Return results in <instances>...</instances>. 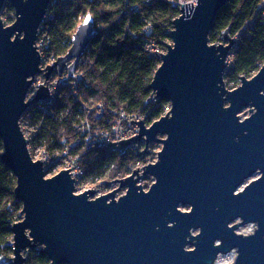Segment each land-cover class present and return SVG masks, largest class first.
<instances>
[{
  "label": "water",
  "instance_id": "1",
  "mask_svg": "<svg viewBox=\"0 0 264 264\" xmlns=\"http://www.w3.org/2000/svg\"><path fill=\"white\" fill-rule=\"evenodd\" d=\"M51 1L0 0L1 161L16 177L23 215L12 226L8 264H26L25 254L35 250L51 264H216L232 251L233 264H264V65L227 88L236 39L226 30L215 44L210 33L229 0L181 4L150 84L171 110L149 127L145 119L130 122L138 134L108 144L123 154L143 142L145 158L159 143L157 161L107 182L117 189L97 198L92 189L76 194L73 166L47 178L21 125L30 107L52 102L55 72L66 74L62 84L75 78L97 33L88 13L68 52L42 68L37 39ZM6 3L15 12L9 26L2 20ZM38 75L45 81L27 100ZM245 108L250 116L241 119ZM146 176L155 180L148 190L141 185ZM248 224L257 226L253 233H237Z\"/></svg>",
  "mask_w": 264,
  "mask_h": 264
},
{
  "label": "trees",
  "instance_id": "2",
  "mask_svg": "<svg viewBox=\"0 0 264 264\" xmlns=\"http://www.w3.org/2000/svg\"><path fill=\"white\" fill-rule=\"evenodd\" d=\"M263 3L264 0H229L210 33L211 43L222 42L226 30L232 37H238L224 73L230 90L239 85L242 77H253L264 65ZM4 8L13 9L9 3ZM88 13L95 19L97 33L78 64L77 72L82 73L80 82L75 86L72 81L59 84L57 99L42 108L30 107L21 125L25 120L33 128L31 153L36 147H44L60 163L69 157L76 158L86 182L101 181V186H105L127 177L147 159L135 148L122 154L108 145L98 146L93 138L112 131L122 111L144 115L147 125L163 116L166 102L150 100V84L158 61L145 52L143 38L165 49L172 22L180 12L169 0H52L38 35L45 41L42 52L45 60L57 59L68 52L73 34ZM147 29L152 32L147 34ZM99 106L104 108V114L86 113V108L97 110ZM86 119L90 131L83 135L79 127ZM2 154L0 139V259H9L13 255L12 226L22 219V204L15 195L16 177L2 163ZM25 256L26 264H51L37 250Z\"/></svg>",
  "mask_w": 264,
  "mask_h": 264
},
{
  "label": "built area",
  "instance_id": "3",
  "mask_svg": "<svg viewBox=\"0 0 264 264\" xmlns=\"http://www.w3.org/2000/svg\"><path fill=\"white\" fill-rule=\"evenodd\" d=\"M169 2L172 6H174L178 10H180V8L182 7L181 4L192 3L193 7H195V6H197L198 0H169ZM261 10H262V14L264 16V3L262 4ZM151 32H152V30H150V29L146 30L147 34H149ZM143 40H144L143 48H144L145 52L148 53L150 57L155 58L158 61L157 66H156V69H157L161 64V54L162 55L165 54L166 51H165V49H162L159 45H157L154 41H151L147 37H144ZM44 46H45L44 39H42L41 37H38L37 48L40 51L41 55H42ZM42 58H43V56H42ZM55 60L56 59H54L53 61H49V60H45L43 58V61L46 64L44 66L42 65V68H44V67L46 68L49 63H53ZM81 78H82V73H78L76 71L75 78H74L75 81H73L72 85L73 86L77 85V83L80 82ZM61 82H62V79L59 83H61ZM50 90L52 93V97H53L52 102H53L58 97L59 88H50ZM34 94H35V92L27 100H31L34 97ZM152 99H153V102H158V100H159L155 93L151 94L150 100H152ZM42 105H44V104H38V106L40 108H42ZM170 110H171L170 103H168V102L165 103L163 105V111H164L163 115L167 114ZM104 112H105V110L102 106H99V109H97V110H95L94 107L86 108L87 114L95 113V115H102V114H104ZM119 116H120V120H119L118 125H115L112 128V131H110L106 134L102 133L100 136L98 135L96 138H93L94 143H96L99 146V145H108L110 142L115 143V142H120L121 140L130 139L133 136L137 135L138 132L136 130L137 129L139 130V127H137V125L135 123H130V122H132V121L139 122L140 119L141 120L145 119L144 118L145 116L142 114H138V113L129 114V113H125L123 111L119 113ZM150 125L151 124L147 125V127H149ZM79 128H80V131L83 135L89 134L90 128H89L88 120L87 119L84 120ZM23 131L25 132L26 137L30 141L32 139V136H33V131L30 132V131H27L25 129H23ZM156 144L157 143H152L151 144L152 147H149L151 154H153V151L157 150V148L155 147ZM143 149L144 148H142L141 150H143ZM32 153L36 154L35 159H41L42 161H44V164H45L47 171L52 166L59 164L58 159H56V157L53 154H51L50 151L44 150L42 147H39L37 150L32 149ZM158 153H157V155H158ZM60 164H63V168L65 170L71 169L72 166L74 167L73 169H71V172L72 173L74 172L73 178L75 179L76 194H80L84 191L92 189V190L96 191L95 192L96 195L94 196V198H97V197H100L102 195L110 193L116 187V186L115 187L114 186L107 187L106 184H105V186H101V181H99V188L94 186V185L93 186L88 185V183L85 181V172L81 168L79 161L76 158H72V157L66 158L65 163H60ZM143 166L144 165H138L137 168H142ZM124 194H125V192L122 191L121 196ZM116 198H117V196H116Z\"/></svg>",
  "mask_w": 264,
  "mask_h": 264
},
{
  "label": "rangeland",
  "instance_id": "4",
  "mask_svg": "<svg viewBox=\"0 0 264 264\" xmlns=\"http://www.w3.org/2000/svg\"><path fill=\"white\" fill-rule=\"evenodd\" d=\"M181 9V8H180ZM179 12H180V10H179ZM180 15V14H179ZM11 18H12V20H11ZM84 19V18H83ZM2 20H3V22H4V24H5V26H9V25H11L14 21H15V12H14V9H12V11H6V9L5 8H3V11H2ZM233 38H235L236 39V45L232 48V51H231V53H230V55H229V58H228V65L230 64V62H231V60H232V57H233V53H234V50H235V48H236V46H237V42H238V37H233ZM166 43H172V41L169 39ZM219 43H221V42H218V43H215V44H219ZM211 44V43H210ZM165 51H166V48H165ZM49 61H53L52 59H50ZM55 62V61H54ZM53 62V63H54ZM53 63H49L48 65H51V64H53ZM80 63V62H79ZM46 63L43 61L42 62V65L44 66ZM79 66V65H78ZM228 67V66H227ZM45 68V67H44ZM77 69H78V67H77ZM157 70V69H156ZM77 71V70H76ZM66 77V74H64V75H59L57 72H55V74L50 78V80H49V82H48V85H49V87L50 88H57V86H59V82L61 81V79H62V81L64 80V78ZM45 81V79H44V76L43 75H38L37 77H36V80H35V83H34V85H33V87L31 88V90H30V92H29V94H28V97H27V99H29L30 97H31V95H33V93L36 91V89H37V87H38V85L39 84H41V83H43ZM72 81V83H73V80H71ZM71 81H69V82H71ZM241 82H239V84H240ZM35 88V89H34ZM229 89V88H228ZM153 93V92H152ZM151 102H153V100H151ZM159 102H162V101H159ZM165 102V101H164ZM167 103V102H166ZM249 110H250V108H245L239 115H240V118L241 119H245V118H247V117H249L250 116V113H249ZM164 112V111H163ZM165 115V114H164ZM163 115V116H164ZM23 126H22V128L23 129H25V130H27V131H30V132H32V127L29 125V123H27L25 120H24V122H23ZM147 125V124H146ZM160 138H162V137H160ZM143 147L144 146V143L143 142H141L140 143V145H139V147ZM139 147L138 148H135V149H138L139 150V152H141L142 150L141 149H139ZM145 147V146H144ZM150 147H152V145H150ZM155 147L157 148V150H155V151H153V154H151V153H149V155L148 156H145V158L144 159H147V162L145 163V164H141V165H147V164H150V163H154V162H156L157 161V153L161 150V148H162V145L161 144H159V143H157L156 145H155ZM39 147H36V148H34V150H37ZM44 150H47V149H45L44 147H42ZM130 148H134V147H130ZM129 148V149H130ZM29 149H30V152H31V148H30V146H29ZM32 154V156L34 157V160H41V159H35V157H36V154L35 153H31ZM59 164H60V162H59ZM56 164V165H54V166H52L48 171H47V178H51V177H53V176H55V175H57L60 171H62V170H65L64 168H63V164ZM44 169H46V167H45V164H44ZM47 170V169H46ZM259 177V174H255L252 178H250L249 180H247L245 183H249L250 181H252V180H254V179H256V178H258ZM155 180L152 178V177H149V176H146L145 177V179L143 180V181H141V185L143 186V188H144V190H148L149 189V187L153 184V182H154ZM87 183H88V185H91V186H96V187H98L99 188V182H97V183H92L91 181L89 182V181H87ZM117 187L118 186H116L114 189H117ZM112 192V191H111ZM124 192V191H123ZM121 194H122V191H120L118 194H117V198L118 197H120L121 196ZM95 195H96V193H95ZM182 210H184V211H187V210H189V207H185V208H182ZM21 215V217L23 218V215L22 214H20ZM22 220V219H21ZM20 221V220H19ZM239 222H241L240 220H237V221H235L234 223H239ZM256 225L255 224H248V225H244V226H241L238 230H237V233H239V234H243V235H248V234H251V233H253L254 232V230L256 229ZM194 233H197V232H194ZM189 249L191 248V247H188ZM236 257H237V253H236V251H232L231 253H229V254H226V255H221L219 258H218V260H219V263L220 264H233L234 262H235V259H236ZM218 260H217V262H218ZM7 261H8V259H6V258H1L0 259V263L1 264H7ZM216 262V263H217Z\"/></svg>",
  "mask_w": 264,
  "mask_h": 264
},
{
  "label": "bare ground",
  "instance_id": "5",
  "mask_svg": "<svg viewBox=\"0 0 264 264\" xmlns=\"http://www.w3.org/2000/svg\"><path fill=\"white\" fill-rule=\"evenodd\" d=\"M122 191H124V192H125V190H122ZM216 264H220V263H219V260H218V262H217Z\"/></svg>",
  "mask_w": 264,
  "mask_h": 264
}]
</instances>
